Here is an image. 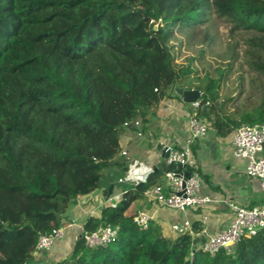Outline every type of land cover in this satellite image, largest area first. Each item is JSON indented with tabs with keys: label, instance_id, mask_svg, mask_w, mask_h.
<instances>
[{
	"label": "trees",
	"instance_id": "1",
	"mask_svg": "<svg viewBox=\"0 0 264 264\" xmlns=\"http://www.w3.org/2000/svg\"><path fill=\"white\" fill-rule=\"evenodd\" d=\"M211 12L231 32L254 33L250 65L264 72V0H0V264H264V230L210 256L191 234L135 224L126 212L159 171L124 184L119 200L86 218L85 231L118 227L106 246L87 248L81 235L61 259L33 254L41 233L67 224L76 197L100 189L105 167L127 171L118 161L124 124L144 121L168 90L198 89L195 113L218 136L264 122V95L225 113V71L191 86L193 58L176 62L175 31L205 24Z\"/></svg>",
	"mask_w": 264,
	"mask_h": 264
},
{
	"label": "crops",
	"instance_id": "2",
	"mask_svg": "<svg viewBox=\"0 0 264 264\" xmlns=\"http://www.w3.org/2000/svg\"><path fill=\"white\" fill-rule=\"evenodd\" d=\"M174 93H176L175 88L174 90H168L167 95L160 101L158 108L147 116L144 121H141V135L137 134L138 128L134 130L125 128L120 134L119 145L121 152L118 161L124 162L127 167L124 177L117 179V183L121 184V187L115 189V185L111 183L109 184V186L112 185L111 192L107 191L108 186L104 190L101 188L97 189L87 196L76 197L65 213V221L67 224L63 226L64 235L62 239L57 242L51 251L47 254L38 255V258L57 260L65 257L71 251L74 240L77 239L78 235H81L86 218L88 216L98 218L100 216V209L103 206L112 205L119 200L123 194L122 186L124 184L143 181L152 171L160 172L155 183H165L163 174L168 166L166 164V158L164 157L165 152L162 151V146L177 148L189 142V135L186 130V118H188L192 110L189 104L185 103L181 97L180 99L176 98ZM183 102L185 105L182 104ZM182 118H185V120L183 121ZM209 131L213 132L214 139L218 143L217 145L224 142L228 144L227 151L225 152V154L229 153L231 158L228 166L232 168L231 171L238 178L243 177L240 188L245 189L246 196L244 198L241 197V201H237L234 197L228 198L229 194L224 192V186L221 182L222 174L217 173L216 169L218 166L216 167V165L220 162V165L226 166V162L224 161H226L225 158L227 159V155L223 153L225 156H222L223 159L218 163L217 160L208 161L204 156H199V163L196 156H194V151L191 148L192 145L196 147L197 151H200L201 155H208V152L205 150L208 149L209 145L212 146L210 139L208 141L199 139L201 140L200 143L198 142L199 140H196L189 145L197 170H201L200 172L205 177V180L208 177H213L214 179V183L210 182V184H207L205 182L204 188L200 186L199 193L226 198V200L247 207L264 205V193L259 187L258 180L250 178L245 174L244 160L232 156V133L221 137L216 135L213 128L209 129ZM111 166L119 169L117 165ZM214 167L216 168L214 169ZM120 178L123 179L122 182H119ZM231 182L233 183L234 180H231ZM133 203H137V208L132 213L128 212V210L126 214L132 215L142 209L152 211V220L160 225L162 233L166 237L174 238L177 236L169 229V225L172 222L189 220L192 236L194 239H198V246L208 234L225 227L231 217V208L225 202H215L201 208L188 209L184 212H177L166 207H158L156 204L147 201L144 196L135 200Z\"/></svg>",
	"mask_w": 264,
	"mask_h": 264
},
{
	"label": "built area",
	"instance_id": "3",
	"mask_svg": "<svg viewBox=\"0 0 264 264\" xmlns=\"http://www.w3.org/2000/svg\"><path fill=\"white\" fill-rule=\"evenodd\" d=\"M156 26L157 23L155 28ZM189 105L192 110L186 125L189 142L177 148L162 146V151L168 152L166 157L168 168L163 174L165 183H154L144 191L143 196L158 207H166L177 212L201 208L215 202L228 203L231 208V217L226 226L208 234L199 245L203 252L213 256L221 249L231 250L241 238L251 237L264 230V205L247 207L226 198L199 193L200 175L189 145L196 139L206 137L211 127L204 118L195 113V108L199 105L198 100ZM140 126V119L124 124V127L128 129L138 128V135L142 134ZM231 145L232 156L245 161V174L258 180L259 187L264 193V122L252 125L241 124L236 127L232 132ZM179 166H182L181 170ZM185 172H188V176H185ZM122 181L123 179L120 178L119 182ZM152 219L153 212L148 209H142L133 214V222L143 228L147 227ZM169 226L170 231L177 236L185 233L192 235L189 220L175 221ZM117 230V226L102 224L93 231H85L82 228L81 235L85 246L94 249L109 244ZM63 235V227L41 233L33 254L38 256L43 252L51 251Z\"/></svg>",
	"mask_w": 264,
	"mask_h": 264
},
{
	"label": "rangeland",
	"instance_id": "4",
	"mask_svg": "<svg viewBox=\"0 0 264 264\" xmlns=\"http://www.w3.org/2000/svg\"><path fill=\"white\" fill-rule=\"evenodd\" d=\"M230 28L231 24L228 21L211 12L209 20L205 24L192 29L176 30L170 45H172V52L177 63L187 64L188 58H193L192 67L195 71L190 76L191 86L197 85L205 75L216 77L217 69L225 71L219 92V101H223L225 113H233L232 115L237 116L240 111L249 110L259 104L264 95V72H258L250 65L249 50L251 48L247 39L254 33L231 32ZM174 95L180 99L177 93ZM182 104L185 105L184 102ZM185 109L187 110V108ZM182 120L184 121L185 118ZM187 120L188 118H186ZM199 139L202 141L210 139L212 144L205 150L208 155H201L195 146H191L199 163V156L206 157L208 161L217 160L218 163L223 159L222 156L227 155V159L225 158L226 161H224L226 166L220 165L219 162L216 165V167L218 166L216 171L222 174L221 182L224 192L229 194L228 198L234 197L237 201H241V197L246 196L245 189L240 188L243 177L238 178L231 171L232 168L228 166L231 159L229 153L225 154L228 144L224 142L217 145L212 131H209L206 137ZM201 140L198 142L200 143ZM200 171L198 172L202 188L205 187V182L207 184L214 183L213 177H208L205 180ZM119 177H124L122 170L115 169L111 165L105 167L100 174V188L104 190L111 183L115 185V189L121 187V184L117 183ZM231 180L234 182L232 183ZM136 208L137 203H132L128 212L132 213Z\"/></svg>",
	"mask_w": 264,
	"mask_h": 264
},
{
	"label": "water",
	"instance_id": "5",
	"mask_svg": "<svg viewBox=\"0 0 264 264\" xmlns=\"http://www.w3.org/2000/svg\"><path fill=\"white\" fill-rule=\"evenodd\" d=\"M175 92L182 98V100L187 103L191 104L199 99L200 91L198 89H188L184 87H176ZM168 156V152H165L164 157L166 158ZM182 169V166H179V170ZM185 176H188V172L184 173ZM108 192L112 191V185L109 186ZM81 235H78L77 239L80 238ZM193 248H196L198 246V239H193L192 241ZM189 261H186L185 264H188Z\"/></svg>",
	"mask_w": 264,
	"mask_h": 264
}]
</instances>
